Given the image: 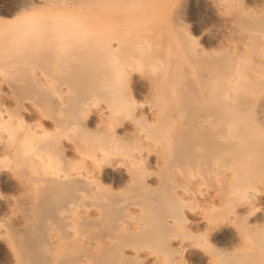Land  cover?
I'll use <instances>...</instances> for the list:
<instances>
[{"label":"bare ground","instance_id":"bare-ground-1","mask_svg":"<svg viewBox=\"0 0 264 264\" xmlns=\"http://www.w3.org/2000/svg\"><path fill=\"white\" fill-rule=\"evenodd\" d=\"M180 2L213 47L173 20ZM11 14L0 264H264V0Z\"/></svg>","mask_w":264,"mask_h":264},{"label":"rangeland","instance_id":"rangeland-1","mask_svg":"<svg viewBox=\"0 0 264 264\" xmlns=\"http://www.w3.org/2000/svg\"><path fill=\"white\" fill-rule=\"evenodd\" d=\"M16 1V2H14ZM18 0H0V17H11V12L14 9L15 5L17 4ZM15 3V5H14ZM184 2H180L179 3V9L181 11H178L179 9H175V12L173 13V15L171 16L173 18V20L179 24H185V26L187 27V31L189 33H191L194 37L197 43L202 44L203 46H205L206 48H211L213 47V45H210L208 42H206L205 40H203L202 36L200 35V32L198 31L199 29L192 26L193 23H191L190 17L188 16V12H187V6L186 3L184 5H182ZM181 4V5H180ZM14 5V6H13ZM181 6V8H180ZM185 14V15H184ZM175 16V17H174ZM187 19V20H186ZM5 178H2V180H0V191L2 193H7L11 191V181H7V183L3 182L5 181ZM0 215H1V210H0Z\"/></svg>","mask_w":264,"mask_h":264},{"label":"clouds","instance_id":"clouds-1","mask_svg":"<svg viewBox=\"0 0 264 264\" xmlns=\"http://www.w3.org/2000/svg\"><path fill=\"white\" fill-rule=\"evenodd\" d=\"M115 115H116L117 117L124 115V111H123V109L118 108V109L116 110V112H115Z\"/></svg>","mask_w":264,"mask_h":264}]
</instances>
